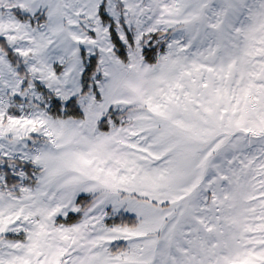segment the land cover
<instances>
[{
	"label": "snow or ice",
	"instance_id": "1",
	"mask_svg": "<svg viewBox=\"0 0 264 264\" xmlns=\"http://www.w3.org/2000/svg\"><path fill=\"white\" fill-rule=\"evenodd\" d=\"M0 264H264V0H0Z\"/></svg>",
	"mask_w": 264,
	"mask_h": 264
}]
</instances>
